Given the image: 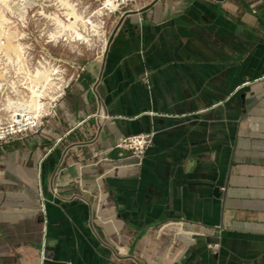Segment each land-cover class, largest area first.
<instances>
[{
    "label": "crops",
    "instance_id": "obj_1",
    "mask_svg": "<svg viewBox=\"0 0 264 264\" xmlns=\"http://www.w3.org/2000/svg\"><path fill=\"white\" fill-rule=\"evenodd\" d=\"M116 18L58 118L0 145V264H264V0Z\"/></svg>",
    "mask_w": 264,
    "mask_h": 264
},
{
    "label": "bare ground",
    "instance_id": "obj_2",
    "mask_svg": "<svg viewBox=\"0 0 264 264\" xmlns=\"http://www.w3.org/2000/svg\"><path fill=\"white\" fill-rule=\"evenodd\" d=\"M0 2V28L4 26L6 28L5 34L3 33L5 43L3 47H0V77L10 85V92L6 87L4 89L0 87V107L4 110L12 112L21 106L31 110L42 109L43 101H40V96L43 93L38 90L39 84L44 80L48 86L55 85L52 75L58 72L56 67L41 62L33 70L27 67L26 54L30 45L24 41L23 27L31 21L30 17L26 15L28 6L29 8L31 6L38 7L34 11L37 14L35 16L40 17L38 18L40 20L43 17L54 28L57 27L50 32V37L55 39L60 34L69 49L73 50L75 45L77 47L82 45L89 50L98 48L99 55L105 52L107 45L105 13L99 7L93 10L88 7L80 9L79 2L76 0H0ZM47 6L50 8L49 10L55 9L50 12L46 11ZM8 66L14 70L16 77H22L20 84H23V90L18 89L15 80L9 81L7 80L8 76L5 77V74L8 73ZM24 80L27 83L23 82ZM24 90H28L31 94H27Z\"/></svg>",
    "mask_w": 264,
    "mask_h": 264
},
{
    "label": "built area",
    "instance_id": "obj_3",
    "mask_svg": "<svg viewBox=\"0 0 264 264\" xmlns=\"http://www.w3.org/2000/svg\"><path fill=\"white\" fill-rule=\"evenodd\" d=\"M98 2L99 9H102L105 13V17L120 16L125 14L128 10H132L137 4L142 0H96ZM108 1V4H107ZM1 5V2H0ZM27 7V6H26ZM36 6H29L26 8L27 16L30 17L29 21L23 28L25 33L24 41H26L30 48L27 50L26 57L27 67L33 70L35 66L39 63H49L56 67L58 72L53 73L52 80H54V86L48 84L43 80L39 84V92L43 93L40 96V101H43L42 109L31 110L27 107L21 106L16 108L15 111L4 110L0 107V145L6 144L14 140H21L29 136V134H38L42 131V128L51 119L58 118L56 112L60 101H62L72 85L81 78V74L86 71L85 66L79 65V52L77 46L73 50L69 49L68 44H65L63 37L59 34L55 39L50 37V32L57 29L49 24L48 20L41 17H36L34 11ZM80 8V6H79ZM89 8V7H88ZM48 6L45 8L46 11L49 10ZM90 9V8H89ZM40 20V21H38ZM38 21V22H37ZM44 23V24H43ZM50 25V26H49ZM5 26L0 28V47H3L5 43ZM4 33V34H3ZM59 47L66 49L74 59L70 62L64 63L63 56L56 55L53 49L58 50ZM3 70V69H1ZM8 76V77H7ZM7 80H15L18 89L23 90V84H20L21 76L16 77L15 72L8 66V73L5 74ZM27 83V81H23ZM45 82V83H44ZM44 83V85H41ZM0 87L3 89L6 87L8 92L9 82H5L4 78L0 77ZM27 94H31L28 90H24ZM152 133H143L137 135H130L121 139L114 147L105 151L103 155V160H109V152L114 149H124L130 152L129 156L137 157L142 159L147 152L149 145L152 142ZM40 196L43 201L42 188L39 189ZM43 210H45V205H42ZM218 250V247H215ZM43 259L45 258V252H42Z\"/></svg>",
    "mask_w": 264,
    "mask_h": 264
},
{
    "label": "rangeland",
    "instance_id": "obj_4",
    "mask_svg": "<svg viewBox=\"0 0 264 264\" xmlns=\"http://www.w3.org/2000/svg\"><path fill=\"white\" fill-rule=\"evenodd\" d=\"M76 1L79 2L80 9H85L86 7H89L90 10H93L94 8H98V2L96 0H76ZM242 1H244V0H242ZM116 17L117 16L105 17V19H104L106 22L105 37L107 40L109 38L110 33L113 30V27H114L113 23H115V21L117 19ZM107 34H108V36H107ZM52 50L54 53H56V55L63 56L64 63L70 62L74 59V57L72 55H70V53L62 47H59L58 50L52 48ZM77 50L79 52V65L80 66H83V63L88 62V61L92 60L93 58H95L99 55V49L98 48L96 50H93V49L89 50L86 46L81 45L77 48Z\"/></svg>",
    "mask_w": 264,
    "mask_h": 264
},
{
    "label": "water",
    "instance_id": "obj_5",
    "mask_svg": "<svg viewBox=\"0 0 264 264\" xmlns=\"http://www.w3.org/2000/svg\"><path fill=\"white\" fill-rule=\"evenodd\" d=\"M126 14V13H125Z\"/></svg>",
    "mask_w": 264,
    "mask_h": 264
}]
</instances>
